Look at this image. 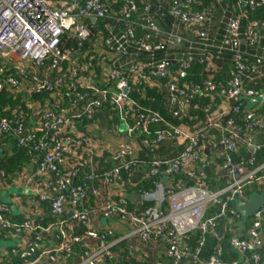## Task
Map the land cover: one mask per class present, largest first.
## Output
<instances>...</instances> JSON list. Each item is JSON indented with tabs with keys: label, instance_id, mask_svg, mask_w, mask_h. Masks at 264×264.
I'll return each mask as SVG.
<instances>
[{
	"label": "built area",
	"instance_id": "built-area-1",
	"mask_svg": "<svg viewBox=\"0 0 264 264\" xmlns=\"http://www.w3.org/2000/svg\"><path fill=\"white\" fill-rule=\"evenodd\" d=\"M58 1L60 7L54 6L55 0H0V59L4 61L0 95L7 92L6 87L20 92L28 83L31 94L48 97L35 127L22 122L21 115L0 118V141L9 136L16 147L27 149L29 157H38L34 176L39 181L32 191L49 204L56 218L46 227L31 220L17 223L0 206L1 232L25 237L35 233L33 241L26 238L11 254L16 257V250L22 253L49 236L52 247L38 262L24 264L65 263L74 245L85 251L79 264H119L113 246L137 238L164 246L162 259L154 264H264V208L253 215L244 236L233 231L229 237L240 261H223L219 245L209 259H199L206 235L222 239L220 219L227 218L232 225L241 221L234 203L246 201L251 186L264 188V161L256 164L255 156L264 155V140H257L264 135V45L259 37L264 23L242 24L249 11L264 10V0H235L238 14L223 13L218 45L208 37L211 9L192 11L195 0H172L167 11L183 33L164 31L150 2L144 1L140 8L135 0H117L121 4L115 15L104 0ZM106 19L113 21L107 35L90 42L95 23ZM190 32L197 40H190ZM72 43L75 48L68 47ZM86 43L89 50L84 49ZM225 53L232 63L226 81L188 82L192 65L212 71ZM245 81L261 88H248ZM145 88L165 89L173 117L186 118L200 110L206 120L193 131L190 124L173 127L157 114H141L143 109L130 95L144 94ZM214 94H219V104ZM255 98L260 101L246 110L245 99ZM201 99H208L207 103ZM64 101L67 109L62 107ZM107 108L124 124L130 141L118 144L110 152L112 167L98 172L93 159L102 144L88 135L89 126L84 131L75 128L78 121H90L96 111ZM152 125L156 126L153 131ZM167 141L185 143V147L175 158L162 159L156 151ZM241 149L250 155L239 156ZM142 152L150 158H141ZM84 165L89 169L80 176ZM144 168L152 180L150 190L135 188L141 181L136 175ZM208 171L225 179L226 185L211 190ZM94 183L111 193L103 199ZM128 187L136 189L131 196L140 197L133 210L128 209L130 197L122 193ZM90 195L98 197L95 211L85 208ZM143 203L153 206L143 209ZM95 214L127 224L129 233L117 238L111 229L102 230ZM76 227L84 232L73 233ZM196 234L200 236L192 251L186 240Z\"/></svg>",
	"mask_w": 264,
	"mask_h": 264
},
{
	"label": "trees",
	"instance_id": "trees-1",
	"mask_svg": "<svg viewBox=\"0 0 264 264\" xmlns=\"http://www.w3.org/2000/svg\"><path fill=\"white\" fill-rule=\"evenodd\" d=\"M85 1V0H83ZM107 2L109 6V10L115 14L118 15V9L117 7L121 4L117 0H104ZM138 4V7H142L144 1L150 2L152 7V13L156 15L157 23L164 31L170 32V31H178L181 32V26H178L177 24H174V19L170 17L167 13L171 1L172 0H165L163 3H159L156 0H135ZM234 3L235 0H195L193 4L190 5V9L195 12H203L208 9H211L212 11V24L209 27L208 31V37L214 41L216 45H218L221 42L222 35L221 32L218 30L222 23V17L223 13L226 11L227 13H235L236 15L238 12L234 10ZM211 5H213L212 8H209ZM162 7V9H161ZM249 15L247 19L242 20V24L245 23H264V10L261 8H256L254 10H251L248 12ZM113 26L112 20H98L94 25L93 30V36L90 39L91 41H94L98 39L100 36L103 35L106 36L108 33V29ZM243 26V25H242ZM207 28V27H206ZM205 26L203 25L201 30H204ZM243 30V29H242ZM216 32V34L214 33ZM183 33V32H181ZM214 33V34H213ZM259 37L261 39L260 44L264 45V26L261 27L259 30ZM190 40H197L195 33L190 32ZM90 43H86L84 46V49L87 50ZM69 48H75V44L68 45ZM89 50V49H88ZM182 50V49H181ZM225 59L220 60L216 63L214 70L212 71H206L204 66L199 65L198 63L192 65L188 71V82L192 85H200L203 81H206L207 79H211L213 83H222L226 81L229 78L230 72L232 70V63L230 61V54L225 53L224 54ZM245 85L248 88H254V89H260L261 86L258 84L256 87L252 83H247L245 81ZM6 95L2 94L0 95V118H10L13 116H20V114H23V116L28 114L29 110H26V99L24 98V94H19L17 99H13L10 94L7 92ZM133 100L136 101V103L143 109L140 113L143 115L148 114H157L165 123H168L169 125L173 127H179V126H188L190 124V130H196L197 127L202 125L204 121L206 120V115L200 110L198 111H191L189 112L188 117L186 118H175L173 117L170 109L169 104L167 101V94L165 89L161 88H145L144 94L139 92H134L130 95ZM213 97L216 100V103H220V96L219 94H214ZM30 100H39L40 103H45L46 100H48V97L44 93L39 94H31L29 96ZM207 100L201 99L202 102L205 101L207 103ZM66 105V103H64ZM64 106V105H63ZM62 106V107H63ZM20 107V109H17ZM17 109V110H16ZM16 111V113H14ZM108 113V116H111L113 111H111L109 108L107 110L103 111ZM111 114V115H110ZM25 120V118H24ZM112 121L116 122L113 118ZM239 123H241L242 118L241 116L238 118ZM26 123V121H22ZM88 122L87 120L82 121V123ZM80 123V122H77ZM80 123L81 125H83ZM27 125V124H26ZM28 126V125H27ZM80 130H83V128H79ZM151 131L156 129L155 125L150 126L149 128ZM10 139L12 140L14 149L11 153V155H7L5 152L0 154V170L4 171L6 175H12L16 172H19L21 167L24 166L28 161L32 162L34 166L36 165L38 161V157L31 156L29 157L27 153V149L25 148H18L15 145L14 140L11 137H5L4 139ZM264 140V135L261 137L259 141ZM185 147V143L177 144L173 141H167L161 144V146L158 148L157 156H159L162 159H172L175 158ZM239 156H244L247 158L250 154L246 150H239L238 151ZM256 164H260L264 161V155L261 153H257L256 155ZM141 158L149 159L150 156H147V152L140 153ZM99 164L96 165L98 167ZM107 170V169H106ZM99 172V170H98ZM208 181H209V188L211 190H215V188H222L226 185V180L221 178L218 174L214 175L212 171H208L207 173ZM139 179L141 180L139 182V186L135 187L136 189L142 188L143 190H150L153 188L152 186V180L150 178H147L143 174L138 175ZM78 181L76 180L75 183ZM134 188H128V192L135 191ZM253 192H264L263 187H257V186H251L247 189L246 194L247 196ZM36 201L38 202V207L42 211V217L40 219H37V222H35L36 226L46 227L49 224H52L56 222V218L53 217L50 213L49 204L47 202H41L39 201L38 197H36ZM131 198L128 201V209L133 210V208L129 207V203L131 202ZM142 208L152 207L153 203H143ZM8 218L12 221H16L11 219L9 216ZM67 222L69 223V219L67 217H64ZM252 218L247 219L245 223L248 221H251ZM229 220L227 218H222L219 220V226L218 231L222 233L223 237L221 240H216L210 235H206L205 237V244L200 249L199 253V259L201 261H206L215 253V247L217 245L221 248V259L227 263H233L237 261V253L231 250L229 245V237H231V234L233 231H235L236 227L235 224L232 225V223H228ZM249 227V226H248ZM1 232V231H0ZM84 232V229L81 227H76L73 230V233L81 235ZM7 232H2L1 234H4ZM25 236V235H24ZM199 234H196L195 236H190L186 243L189 246V248L193 251L195 247H197V240L199 239ZM35 233H32L28 237H26L28 240H34ZM49 236H43V239L45 242L48 241ZM116 237V236H115ZM108 241H111V239H108ZM16 248H11L8 250L9 252V258L8 262L9 264H19L15 263L13 261L15 255L11 254V251ZM117 249H119V264H139V262H135L134 260L130 262V257L127 255V249L125 242H120L116 246H113L112 250L117 254ZM74 253L72 257L65 263H72V264H79L82 261V258L84 257V248L83 246L74 245ZM21 250H16V254H20ZM259 253H261L259 251ZM249 254V253H248Z\"/></svg>",
	"mask_w": 264,
	"mask_h": 264
},
{
	"label": "crops",
	"instance_id": "crops-1",
	"mask_svg": "<svg viewBox=\"0 0 264 264\" xmlns=\"http://www.w3.org/2000/svg\"><path fill=\"white\" fill-rule=\"evenodd\" d=\"M68 1L69 0H66V2ZM54 6L60 7V2L58 0H55ZM1 63H4L2 59H0V64ZM6 91L11 95L13 99H17L18 95L21 93L24 94V98L26 99V110H29V112L28 114L26 113L25 116H23V114L20 115L25 118L26 124L29 127H35L36 125H38L40 121L41 111L45 108L44 106L46 105L47 100L45 101V103H40L39 100H30L29 96H31V86L28 83L23 84L22 91L20 92L15 91L11 88L8 89V87H6ZM3 94L6 95L5 93ZM64 103H66V105ZM63 105L64 109L68 108V104L66 101L63 102ZM105 110L107 109L96 111L92 120L86 123L78 121L83 125L77 123L75 128L77 131H84L80 130L79 128L82 127L83 129H85L86 125L89 126V131H86L88 135L92 138L97 139L102 144L100 154L98 153V157H94L93 159V165L96 167V165L99 164V166L96 168L100 171H104L112 167L110 152H112L118 144L130 141V138L126 136L125 130L123 132H120L119 125H117L119 122L117 115L115 113H111L112 115L110 114L111 116H108V113L106 114V112H103ZM14 113H16V111H14ZM112 118L117 121V123L112 121ZM129 123L132 124L133 121H129ZM260 139L261 137L257 138L258 141ZM13 149L14 146L12 140L6 138L0 141V154L5 152L7 155H11ZM88 169L89 166L84 165V167L79 172L80 176L83 175V172L86 173ZM145 172L146 169L144 168L140 171V174L145 175ZM138 179L139 177L138 175H136V180ZM38 181L39 178L34 176V164L30 161L22 166L19 172H16L12 175H6L4 172V178L0 179V206H4L7 209V217L9 216L11 219L16 220L14 222L17 223L26 220L37 222V219H40L42 217V211L39 209V204L36 201L37 196L32 191ZM164 181L165 180H163V182ZM92 186L99 191L103 199H105L107 195L111 193L109 189L100 187L98 183H94ZM128 188H125L122 193L127 195L128 198H131L132 203H129V207L135 208L140 204V198L137 199L134 196H131L134 191L128 192ZM97 206L98 197L94 198L90 195L87 199V202L85 203V208L95 211L97 209ZM165 209H167V206L165 207ZM95 220L102 230L105 228L111 229L117 238H122L123 236H125L127 233H129L131 228L127 224L119 222L117 219L103 220L99 214H95ZM250 223L251 221H248L247 223H245L244 221L237 222L235 224L236 229L234 232L244 236L245 231ZM1 233L2 232H0V264H9L7 254L8 250L19 246L20 242H23L26 237L24 235H13L9 232L4 234ZM52 241V238L48 237V242L53 243ZM2 242H4L6 246H3ZM122 242H125L127 255L128 257H130V262L134 260L137 263L139 262V264H154L157 260H161L163 257L164 246L161 243H143L137 238L124 240ZM8 243H11V246H9ZM118 250L119 249H117L116 251L117 256H119L118 252H120ZM240 260L241 256L238 255L237 261ZM38 264L52 263H48L43 260ZM56 264L72 263L59 262Z\"/></svg>",
	"mask_w": 264,
	"mask_h": 264
},
{
	"label": "water",
	"instance_id": "water-1",
	"mask_svg": "<svg viewBox=\"0 0 264 264\" xmlns=\"http://www.w3.org/2000/svg\"><path fill=\"white\" fill-rule=\"evenodd\" d=\"M259 101V98L245 99L246 110H250L252 104ZM135 198L139 199L140 197L137 196ZM262 208H264V192L250 194L246 201L237 200L234 203V210L239 214L241 221L252 218L253 215ZM70 216L71 213L67 215L68 218H70ZM52 244L53 243L49 242L36 243L31 248L14 257L13 261L19 264L38 262L40 255L52 247Z\"/></svg>",
	"mask_w": 264,
	"mask_h": 264
},
{
	"label": "rangeland",
	"instance_id": "rangeland-1",
	"mask_svg": "<svg viewBox=\"0 0 264 264\" xmlns=\"http://www.w3.org/2000/svg\"><path fill=\"white\" fill-rule=\"evenodd\" d=\"M117 125H119L120 132H123V131L125 130V126H124L123 123L118 122ZM103 220H105V219H103ZM245 221H246V220H245ZM245 221H244V222H245ZM104 223H105V221H104ZM20 243H21V242H20ZM2 244H3V246H6L4 242H2ZM8 245L11 246V243H8ZM37 264H38V263H37Z\"/></svg>",
	"mask_w": 264,
	"mask_h": 264
}]
</instances>
